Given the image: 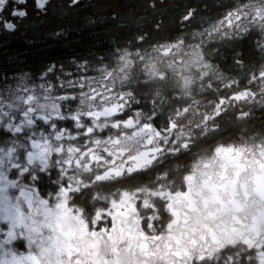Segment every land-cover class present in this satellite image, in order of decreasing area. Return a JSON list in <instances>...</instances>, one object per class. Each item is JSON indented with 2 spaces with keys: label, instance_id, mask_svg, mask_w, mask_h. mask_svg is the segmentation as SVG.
I'll return each mask as SVG.
<instances>
[{
  "label": "snow or ice",
  "instance_id": "snow-or-ice-1",
  "mask_svg": "<svg viewBox=\"0 0 264 264\" xmlns=\"http://www.w3.org/2000/svg\"><path fill=\"white\" fill-rule=\"evenodd\" d=\"M145 3L100 53L0 68V264H264V0Z\"/></svg>",
  "mask_w": 264,
  "mask_h": 264
},
{
  "label": "trees",
  "instance_id": "trees-1",
  "mask_svg": "<svg viewBox=\"0 0 264 264\" xmlns=\"http://www.w3.org/2000/svg\"><path fill=\"white\" fill-rule=\"evenodd\" d=\"M164 2L162 11L170 14L173 0ZM65 5L66 0H49L47 12H41L35 0H29V16L19 21L18 29L15 32L0 29V68L7 67L10 72L17 67L34 71L51 61L68 64L74 57L100 53L115 37L135 27V23L125 25L121 22L118 26L113 22L114 7L127 20L135 21L139 14L150 25L153 16L145 11V0H81L79 8L71 9ZM57 32L62 34L58 36ZM247 48L251 51V42ZM256 115L261 114L257 112ZM41 187L52 190L55 186L45 180Z\"/></svg>",
  "mask_w": 264,
  "mask_h": 264
}]
</instances>
